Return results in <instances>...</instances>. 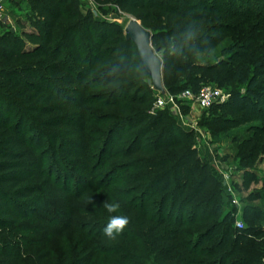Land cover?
<instances>
[{
	"label": "trees",
	"instance_id": "16d2710c",
	"mask_svg": "<svg viewBox=\"0 0 264 264\" xmlns=\"http://www.w3.org/2000/svg\"><path fill=\"white\" fill-rule=\"evenodd\" d=\"M91 1L101 13L105 6H115L119 15L134 16L152 32L153 48L157 53L164 49L160 57L164 86L172 67L190 58L175 68L168 94L187 89L197 93L206 79L213 77L220 82L222 73L221 81L244 86V93L232 91L229 105L221 107L222 113L214 121L227 128L260 122L249 126V137L238 140L239 167L250 166L264 153V0H251L252 4L247 0H236L237 4L229 0ZM27 3L32 11L27 18L31 29L25 30V25L18 22L20 35L0 32V112L5 102L18 106L16 124L10 123L9 116L0 120V264H18L20 251L12 239L23 219L21 208L40 193L48 196L52 192L44 155L33 145L35 140L28 136V129L32 127L43 135L45 130L50 131L48 138L60 158L78 159V170L84 172L92 159L89 152L95 149L90 137L96 130L88 129L89 125L104 127L102 144L93 157L99 169L106 163L118 165L121 174L134 172L126 179L134 188L119 193L120 214L127 215L130 223L115 241L96 234L94 247L84 246L75 260L65 263L214 264L196 259L208 256L186 230L194 223H207L212 211L220 212L217 205L210 212H199L206 206L203 200L195 201L207 183L212 184L209 168L194 159L172 123L160 126L163 116L149 114L153 91L138 80L146 70L142 65L145 72H139L133 66L136 47L125 40L122 28H115L112 37L92 10H82L79 0ZM247 3L252 6L249 14L232 10L231 17L239 16L232 24L223 18H228L231 10L226 6L242 9ZM221 31L236 33L220 51L228 60L212 66L195 62V55L209 50L218 40L214 35ZM79 32L84 34L96 69L104 68L97 77H93L97 70L93 72L85 63L76 38ZM71 60L78 64V74L71 70ZM214 70L216 76H212ZM182 78L185 80L177 85ZM82 79H87L84 84ZM96 81L100 87L109 88L102 96V106L109 112L100 115L98 121L87 118L82 108L88 102L85 89ZM190 83L193 85L189 89ZM243 178L246 186L253 180L247 170ZM103 188L105 197L107 186ZM135 190L137 199L130 198ZM158 193H163L161 198L152 200ZM260 198L259 193L250 196V200ZM246 216L253 221L259 218L252 208L247 209ZM231 218V212L227 213L225 220ZM216 228L212 224L202 235H210ZM262 232L258 229L253 236ZM49 256L39 257L47 260Z\"/></svg>",
	"mask_w": 264,
	"mask_h": 264
},
{
	"label": "rangeland",
	"instance_id": "374dc122",
	"mask_svg": "<svg viewBox=\"0 0 264 264\" xmlns=\"http://www.w3.org/2000/svg\"><path fill=\"white\" fill-rule=\"evenodd\" d=\"M79 1L82 10L84 12L88 9L92 10L94 16L104 24V28L112 37H114L115 28H124L128 15H119L115 6H105L104 13H101L91 0ZM210 1L214 3L215 0H208V2ZM247 1L252 4L251 0ZM229 2L237 4L236 0H229ZM248 3L247 5L243 4L242 9L237 5L226 6L228 10H231L228 11L229 17L227 18L225 15L223 18L232 24L239 16L231 17L232 13L230 12L237 10L238 13L245 11L249 14L252 11V6ZM29 15H32V11L27 0H4L0 9V32L10 31L20 35L21 29L18 22L25 25V30H30L27 19ZM235 35V32L227 33L226 31L215 34L214 36H218L217 42L211 43L210 49L205 53L195 55L194 61L207 66L227 61V57L220 54V51ZM76 38L85 57L86 65L93 72L97 70L93 73V77H97L104 68L96 69L95 61L88 52L89 46L84 39L83 32H79ZM27 48L30 47L27 46ZM163 51L164 49L158 52L160 57H162ZM188 59L190 58H185L180 63H184ZM180 63L172 67V74L164 86L165 89L174 82V70ZM70 66L75 74L79 73L76 62L71 60ZM133 66L139 72H145L136 51H134ZM227 69L228 66L224 68V71ZM216 75L217 71L214 70L212 76ZM222 76L223 73L220 75V82L212 77L202 83L204 86L218 88L223 94V99L210 108H201L193 101L178 100L176 107L166 105L157 109L155 114L163 116L160 126L167 123L174 125L175 133L185 139L186 145L193 152L194 159L199 164L208 166L211 174L212 184L207 183L195 201L203 200L206 206L199 212L203 210L210 212L214 205L220 207V212L213 213L215 211H212L205 224L194 223L186 227V230L193 236V242L198 244L199 250H205L208 256L204 259L198 256L196 259L203 262H214V264H264V153L257 156L254 162L246 168L242 165L238 166L240 164L237 156L241 142L238 140L249 137V126L260 124V122L254 120L235 128H227L222 123L214 121L215 117L221 115V107L229 105L233 90H239L241 93L245 91V87L235 81L231 84L221 81ZM82 80L84 84L87 79ZM138 80L149 85L153 91L152 99L155 101L160 94L153 89L148 74L145 72V75L138 77ZM184 80L182 78L176 84L179 85ZM99 85L100 82L96 81L91 84L90 89H85L84 95L88 98V102L82 107L87 118L97 121L101 119L100 115L109 112L106 107L102 106V96L109 91V88ZM192 85L190 83L188 88H192ZM17 109L16 104L3 103L0 120L3 121L5 116H9L10 123L16 124L18 121ZM90 128L93 131L96 130L90 137L94 141L92 146L95 149L89 152L92 159L89 158L88 168L84 172L78 170V159L70 161L65 157L60 158L57 148L48 138L50 131L45 130L43 135L41 131L32 127L28 129V136H32L35 140L33 145L44 155L43 165L47 174L50 172L48 175L52 192L48 196L40 193L27 201L21 208L23 219L18 222L16 230L13 231L12 239L20 251L18 264H66L65 260L67 259L75 260L84 246L94 247L97 244L96 234L102 233L109 216L115 215V213H108L103 207L104 200L108 198L119 201L120 192L130 187L134 188L133 184L126 183V179L134 174L133 171L121 174L118 165L112 166L106 163H103L102 169H99L98 161L96 157H93L97 148L102 144L104 127L89 125L88 129ZM118 133L119 131H117ZM246 170L253 176V180L248 186L245 185L243 178ZM105 186H107L106 195L103 197L102 190H105L103 188ZM255 193H259L262 198L250 200V196ZM137 194L138 191H132L130 198L137 199L135 197ZM162 194L158 193L152 200H158ZM140 202L142 201L140 200ZM250 208L259 214L257 221L250 220L246 216V211ZM187 212L188 207L185 214ZM230 212L232 218L226 221L225 217ZM239 222L243 224L242 228L238 226ZM212 224H215L217 228L210 235H202V232ZM258 229L263 230L261 236H253ZM198 237L199 239H197ZM47 253H50L47 260L40 259L39 256Z\"/></svg>",
	"mask_w": 264,
	"mask_h": 264
},
{
	"label": "water",
	"instance_id": "95a60500",
	"mask_svg": "<svg viewBox=\"0 0 264 264\" xmlns=\"http://www.w3.org/2000/svg\"><path fill=\"white\" fill-rule=\"evenodd\" d=\"M126 41H130L137 50L138 57L150 76V82L154 90L160 95H166L167 91L163 84V62L151 43L152 32L144 28L134 17L128 15L123 28Z\"/></svg>",
	"mask_w": 264,
	"mask_h": 264
},
{
	"label": "built area",
	"instance_id": "2783aa9c",
	"mask_svg": "<svg viewBox=\"0 0 264 264\" xmlns=\"http://www.w3.org/2000/svg\"><path fill=\"white\" fill-rule=\"evenodd\" d=\"M3 2L0 0V9L2 8ZM223 99L222 92L215 87L202 86L197 93H193L191 90H185L177 95H171L166 93V95H159L152 106L149 109V114L154 115L157 109L163 106H173L176 107L178 100H189L195 102L201 108H209L215 103L220 102ZM239 227H243L241 222L238 223Z\"/></svg>",
	"mask_w": 264,
	"mask_h": 264
},
{
	"label": "clouds",
	"instance_id": "9594fccd",
	"mask_svg": "<svg viewBox=\"0 0 264 264\" xmlns=\"http://www.w3.org/2000/svg\"><path fill=\"white\" fill-rule=\"evenodd\" d=\"M103 207L108 213H115V215L109 216L108 222L102 230V234L108 241H115L129 225L130 218L127 215L119 214L121 203L118 200L106 201Z\"/></svg>",
	"mask_w": 264,
	"mask_h": 264
},
{
	"label": "crops",
	"instance_id": "0c3cea01",
	"mask_svg": "<svg viewBox=\"0 0 264 264\" xmlns=\"http://www.w3.org/2000/svg\"><path fill=\"white\" fill-rule=\"evenodd\" d=\"M4 0H1V2H3Z\"/></svg>",
	"mask_w": 264,
	"mask_h": 264
}]
</instances>
